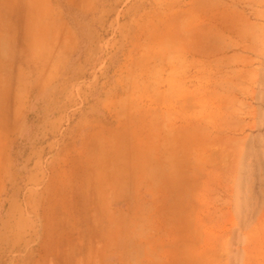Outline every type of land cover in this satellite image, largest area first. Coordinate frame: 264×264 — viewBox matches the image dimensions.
<instances>
[{"label":"rangeland","instance_id":"rangeland-1","mask_svg":"<svg viewBox=\"0 0 264 264\" xmlns=\"http://www.w3.org/2000/svg\"><path fill=\"white\" fill-rule=\"evenodd\" d=\"M54 2L19 63L0 0V264H264V0Z\"/></svg>","mask_w":264,"mask_h":264},{"label":"crops","instance_id":"crops-1","mask_svg":"<svg viewBox=\"0 0 264 264\" xmlns=\"http://www.w3.org/2000/svg\"><path fill=\"white\" fill-rule=\"evenodd\" d=\"M1 4V3H0ZM3 5V4H1ZM6 5V19H10L12 22L17 21L20 24V33H19V40L13 45L12 50H8L7 55L8 59L10 58V54L14 52L13 59L10 60L15 62H23L25 58L19 53L22 51V41L24 35L26 37L31 36L35 39V41L40 38L46 39V30H55L56 29V20L60 23L61 18V8L57 5L54 0H5ZM3 7V6H1ZM5 8V6H4ZM0 14L2 15L3 11ZM55 17V18H54ZM2 27V24H1ZM0 27V28H1ZM2 29V28H1ZM40 32V34H39ZM42 32V33H41ZM34 41V42H35ZM36 44H28L26 45L27 49H30L32 55L29 58L31 62H38L43 58H40V55L45 57L46 54V46L44 43L40 44L39 42ZM5 54L3 48L0 47V62L3 63L5 61ZM37 55V58L35 57ZM56 57L55 51H53V59ZM9 60V61H10ZM21 73L15 72L13 73V77H20ZM31 83L30 81H28ZM15 87V84L13 85ZM13 87V90L16 88ZM26 90V89H25ZM28 90V87H27Z\"/></svg>","mask_w":264,"mask_h":264}]
</instances>
